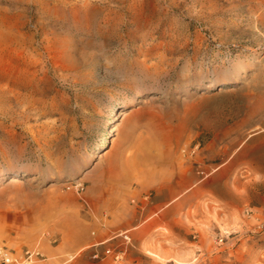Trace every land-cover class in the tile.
<instances>
[{"label":"rangeland","instance_id":"obj_1","mask_svg":"<svg viewBox=\"0 0 264 264\" xmlns=\"http://www.w3.org/2000/svg\"><path fill=\"white\" fill-rule=\"evenodd\" d=\"M263 151L264 0H0V245L33 264H264Z\"/></svg>","mask_w":264,"mask_h":264},{"label":"crops","instance_id":"obj_2","mask_svg":"<svg viewBox=\"0 0 264 264\" xmlns=\"http://www.w3.org/2000/svg\"><path fill=\"white\" fill-rule=\"evenodd\" d=\"M123 147L125 146H122L120 149L118 148L114 152L113 157L107 163L106 169L111 180L129 184L132 182V180L136 177L137 174H139L141 171L148 172L150 168L148 167V165L146 166L140 165V162L138 160L142 155L140 156L139 154H137V155L127 156L124 152H122ZM253 149H255V147ZM260 158H262L260 160L262 161V163L255 164L254 161L251 159L248 160V162L252 164V167L254 169L258 170L260 173H264V151L262 153V157ZM144 159H148V156L147 158ZM171 178L173 180V173ZM223 186H224V182L222 180V177L221 175H218L215 177L213 182L205 184L204 186L201 187V189H203V192L209 195L210 197L222 201ZM247 199L254 202L255 200L254 191L251 192V195H248Z\"/></svg>","mask_w":264,"mask_h":264},{"label":"built area","instance_id":"obj_3","mask_svg":"<svg viewBox=\"0 0 264 264\" xmlns=\"http://www.w3.org/2000/svg\"><path fill=\"white\" fill-rule=\"evenodd\" d=\"M125 239H129L130 235L123 233ZM222 237L219 238L221 242ZM111 250L107 249L106 253H110ZM98 256V253L95 254ZM120 254H116V258H119ZM38 259H41V253L37 249H25L20 252L8 248L6 245H0V262L2 264H33Z\"/></svg>","mask_w":264,"mask_h":264},{"label":"bare ground","instance_id":"obj_4","mask_svg":"<svg viewBox=\"0 0 264 264\" xmlns=\"http://www.w3.org/2000/svg\"><path fill=\"white\" fill-rule=\"evenodd\" d=\"M67 3V2H66ZM203 3V2H202ZM52 5V4H51ZM90 5V4H89ZM82 6V5H81ZM85 6V5H84ZM104 6V5H103ZM50 7V6H49ZM69 7V6H68ZM88 7V6H87ZM86 7V8H87ZM106 7V6H105ZM216 8V7H215ZM82 9V8H81ZM83 10H84V8H83ZM86 10V9H85ZM100 10V9H99ZM93 11V10H92ZM213 11V10H212ZM78 13V12H77ZM197 13V12H196ZM91 15V14H90ZM68 16V15H67ZM206 16V15H205ZM73 18V17H72ZM47 28V27H46ZM49 56V55H48ZM29 59V58H28ZM31 61V60H30ZM35 64H37V62L35 63ZM40 65V64H39ZM36 67V66H35ZM38 68V67H37ZM32 69V68H31ZM235 71H237V70H235ZM38 73V72H37ZM238 79H237V76H234V78L233 79H231V80H229L228 82L229 83H234V82H236ZM117 117V114L115 115V118ZM112 132V130L110 129V133ZM108 141V138H106V140L104 141V143L100 146V149H102L103 147H105V145H106V142ZM144 151V150H143ZM138 160V159H137ZM185 177V176H184ZM182 178V177H181ZM15 179V178H14ZM97 180H95V182H96ZM93 182V181H92ZM169 187V186H168ZM170 188V187H169ZM199 188H201V187H199ZM175 190V189H174ZM182 188L180 187L178 190H177V193H179V194H181L182 195Z\"/></svg>","mask_w":264,"mask_h":264}]
</instances>
